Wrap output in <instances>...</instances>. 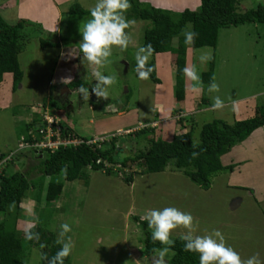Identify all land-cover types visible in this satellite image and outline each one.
Here are the masks:
<instances>
[{"label":"rangeland","instance_id":"obj_1","mask_svg":"<svg viewBox=\"0 0 264 264\" xmlns=\"http://www.w3.org/2000/svg\"><path fill=\"white\" fill-rule=\"evenodd\" d=\"M196 1L147 0L144 3L153 8L179 13L184 9H197ZM95 3L96 0H14V3L13 0H0V14L8 24L23 22V28L19 31L21 38L17 54L21 80L14 90L10 74H5L0 81V154L5 155L0 158V171L4 174L25 171L26 160L28 165L37 164V159L30 153V149L16 152L18 137L24 134L28 117L36 116L37 119L31 125L35 129L41 128L39 114L45 107L50 110L48 105L52 99L57 100L54 92L56 88L64 86L73 77L74 81L78 79L83 82L85 87L91 88L96 83L92 75L93 66L82 61V53L79 50L82 40L80 26L90 18V13H67L72 5L87 12ZM258 5H264V0H237L236 12ZM128 20L132 21L126 29L130 38L128 49L121 52L113 47L109 61L100 69L104 75L115 78V82L108 88V99H102L106 103H91L90 98L83 100L74 91L69 98V106H59L55 101L59 106L55 115L61 121L60 127H66V130L69 129L68 133L75 134L77 138L86 136L85 140L101 141L100 147L103 149L109 146L117 128L130 126V123L126 122L127 116L118 117L115 113L134 111L130 114L131 119L137 112L138 119L147 122L153 119L154 112L158 115L157 119L166 115L164 111L167 110L168 115H175L174 110L179 106L173 97V85L171 93H168V76L171 83L172 80L174 83V69L169 52L153 55L149 60L154 65L155 76L159 82L140 80L133 71L134 54L141 46L142 32L149 27V23ZM189 26L187 24L184 31L189 30ZM41 42L55 46L41 48ZM171 44L175 45V39ZM207 55H211L213 61L211 81L214 78L220 91L209 93V84H203V91L199 92L193 101L190 100V103L193 108H207L212 105L213 97L219 95L225 100V107L215 111L209 108L196 115L195 130L192 132L193 142L198 141L202 124L220 121L230 125L250 118L256 107L264 106V25L250 24L220 29L214 49H192L187 45L185 67L195 65L200 75L209 67V61L202 62L200 59ZM190 82L193 81L189 80L190 87L195 85V82ZM155 86L158 87L157 90ZM156 99L161 100L160 106L164 113L154 107ZM201 100L204 101L203 105ZM89 105L94 109L89 110ZM101 106L105 109L104 113L100 111L99 114L102 116L100 127L107 128L109 133L89 137L86 135V129L96 127L87 125V120L91 115L97 114L96 109ZM162 126L164 129L168 124L163 123ZM143 127L145 126H137L140 129ZM136 130L135 128L130 131L134 133ZM132 133L122 132L119 137L116 135L113 138L114 149H119V152L115 153L116 158L129 153L128 150L131 152L144 148V141L141 138L135 141ZM255 137L241 146V151L251 150L250 146L257 144L259 147L255 151L262 152L264 143H257L259 139ZM170 138L168 135L161 140L167 142ZM252 162L256 168V171L252 172L255 171V175L259 172L256 180L250 179L248 172L251 169L250 166L246 167L247 163H240L241 168H236L238 170L233 168L234 165H229L211 179L207 190L198 188L185 178L182 172L174 171L170 167L160 173L139 174L140 168L132 165L125 169V173L119 172L118 176L85 169L84 180L64 182L61 198L54 204L55 210L49 205L44 208L34 202L28 205L27 202L32 201L36 188L29 190L21 202L23 221L16 222L15 232H24L31 226L30 222L35 221V225L49 229L57 239L60 226L67 223L71 231L66 234L65 239L70 237L73 244L69 264H131L135 260H141L140 264H149L151 256H144L142 252L145 233L134 222L133 217L140 219L148 209L175 207L191 213L197 226L196 235L203 236L219 230L224 235L226 244L238 252L242 259L258 253L261 261H264V157ZM171 171L174 173L169 174ZM230 171H233V174L229 175V179L234 186L227 183ZM128 172L132 174L131 184L122 180ZM234 177L236 181H233ZM48 179L46 177L42 181V201ZM30 180L38 181L39 177L33 175ZM248 181L253 185H247ZM233 199L240 200V204L230 210V202ZM184 231L182 228L174 230L171 239L181 237ZM39 253L38 248L32 247L26 252L25 263L40 264ZM167 259L168 257L166 261Z\"/></svg>","mask_w":264,"mask_h":264},{"label":"trees","instance_id":"obj_2","mask_svg":"<svg viewBox=\"0 0 264 264\" xmlns=\"http://www.w3.org/2000/svg\"><path fill=\"white\" fill-rule=\"evenodd\" d=\"M130 3L131 8L126 12L127 19L149 23V27L142 32L141 46L150 43L155 49L153 55L164 52H169L171 55L174 69L173 97L176 103L183 100L184 93L182 70L185 68L187 45L184 42L183 31L187 24L191 26L190 30L197 33L195 43L189 45L192 49L202 47L214 49L220 29L250 24L264 25V5L237 13V0H199L197 9L193 11L184 9L179 13L153 8L139 0H130ZM67 13L69 15L76 13L84 15L90 12L72 5L68 8ZM22 28V21L10 25L0 15V81L3 75L10 74L12 90L15 89L22 77L17 63L21 38L19 31ZM173 39H175V45L171 44ZM47 46L52 47L55 44L40 43L41 48ZM149 66L153 68L149 80L153 83L159 82L155 76L153 63L149 62ZM212 68L213 61L211 59L207 71L200 74L203 84L210 83ZM81 85L85 87L80 80L67 84L70 88ZM49 107L53 109L51 111H59V106L53 99L50 101ZM35 119H37L36 116L25 125L22 136L26 142L31 141V136L28 133L37 134V129L31 125ZM258 128H264V106L256 107L252 117L230 125L220 121L203 124L199 129L197 142L192 141V128L186 133L173 135L167 142L153 137V130L150 128L140 129L132 133V136L135 141L141 138L145 144L144 148L131 152L128 150L129 153L121 158L115 156L119 150L114 149L113 138L105 149L96 148L94 145L80 144L59 147L52 153L43 152L39 158L35 153L30 152L37 159L36 165H28L26 160L23 172L15 171L6 175L2 170L0 171V264H26L24 260L26 252L32 247H36L40 251V264H48L47 260L41 259V254L46 253L48 257H51L61 247L55 243V236L39 224L26 230L38 232L39 242L27 240L25 238L26 231L18 234L15 232L18 205L29 190L36 188L32 195V201L45 208L58 199L64 182L84 180L86 178L84 170L88 167L90 171H101L105 175H117L121 171L125 173V169H129L132 165L140 168L139 174L160 173L170 167L182 172L198 188L207 190L211 179L225 169L220 164L219 158L232 147L244 141L251 132ZM68 131L69 129H65L63 133L66 134ZM193 152L198 153L195 159H192ZM4 156V154H0V158ZM15 159H17V155ZM98 159L100 162L96 164L95 161ZM65 168L67 169L66 174L62 171ZM31 175L39 177V180L33 182L30 180ZM46 177L49 179L44 188L42 201L40 199V193L43 190L41 186ZM122 180L131 184L132 174L130 172L124 174ZM133 220L145 233L142 252L144 256L150 257L152 249L160 248L161 245L152 241L151 232L146 222L136 217H133ZM172 240L175 241V245L171 251L175 255L168 257L167 264H199L198 254L185 252L184 242L180 237L172 238ZM40 243L46 244V247L41 249ZM64 264H69V257L64 260Z\"/></svg>","mask_w":264,"mask_h":264},{"label":"clouds","instance_id":"obj_3","mask_svg":"<svg viewBox=\"0 0 264 264\" xmlns=\"http://www.w3.org/2000/svg\"><path fill=\"white\" fill-rule=\"evenodd\" d=\"M130 8V0H96L95 5L89 10L90 18L82 22V26H80L82 40L79 43V50L82 53V61L93 66L92 75L96 82L91 88L84 87L83 85L77 88L76 92L83 100H89L90 95H94L97 100L108 99V88L115 82V78L104 75L100 69L109 61L113 47L120 49L121 52L126 51L129 47L130 38L126 33V29L129 28L132 21L127 19L125 13ZM190 27L189 30L183 33L186 45H193L197 37V33L190 30ZM154 52L155 49L150 43L137 48L134 54L135 66L133 71L140 80L150 79L153 68L149 66V60ZM200 59L202 62H206L210 61L212 57L211 55H207L202 56ZM182 71L188 80L195 82L192 90L202 92L203 81L197 73L195 65L191 67L186 66ZM72 81L74 79L70 82ZM207 91L209 93H218L220 91V87L214 82V78L210 81ZM224 107L225 100L219 95L214 96L211 110H222ZM49 109L45 107L44 110L51 116L57 117L55 115L56 110L51 111L50 107ZM32 119L33 117H31L30 121ZM124 132L125 134L132 133L130 130ZM116 135L119 137V134H113L114 137ZM73 136L75 137L76 135L73 134ZM100 142L97 141L99 146H101ZM100 148L102 149V147ZM17 151L20 152L21 150L16 149ZM30 152L34 153L33 150H30ZM35 154L41 156L43 152ZM191 155L192 159H195L198 153L193 152ZM87 169L89 170V167ZM62 171L66 174L67 169H62ZM140 219L147 223L152 241L154 243L158 242L161 245L160 248L152 249L149 264H167L166 257L175 255L171 251L175 245V241L171 239V234L179 228L185 230L180 237L184 242V251L198 254L199 264H264V261H261L259 258L258 253L247 259H242L238 252L226 244L225 237L219 230H214L203 236L196 235L197 226L194 223V217L191 213L183 212L175 207H165L162 210L148 209L140 216ZM35 223V221L30 222L31 227H34ZM60 228L61 230L55 241L56 244L61 245L59 250L51 257H48L46 253L41 254V259L47 260L48 264H64V260L71 255L73 244L70 237L67 240L65 239L66 234L71 231V228L67 223L62 224ZM25 238L29 241L36 240L39 242L40 240L39 233L31 230L26 231ZM45 247L46 244L40 243L41 249ZM140 261L135 260L131 264H140Z\"/></svg>","mask_w":264,"mask_h":264},{"label":"crops","instance_id":"obj_4","mask_svg":"<svg viewBox=\"0 0 264 264\" xmlns=\"http://www.w3.org/2000/svg\"><path fill=\"white\" fill-rule=\"evenodd\" d=\"M16 1V0H15ZM147 2V0H142L140 2ZM179 2V0H178ZM181 2V1H180ZM13 3H14V0H13ZM196 6L199 5V0L196 1ZM1 15V14H0ZM5 20V19H4ZM81 55V54H80ZM168 67V66H167ZM169 69V68H167ZM170 70V69H169ZM4 76V75H3ZM73 79V78H72ZM70 79V81L72 80ZM184 79H186V81H184V101L180 102V103H177V105H179L175 111V115H168V112L169 110L167 111H164L166 113V115L164 116H159L160 119H157L158 115H155L153 113V119L149 120V121H141L138 119L137 117V112L134 113V118L131 119V116L130 114L133 113V112H126V113H123L122 111L121 112H117L115 113V115H117L118 117H126L127 116V119H126V122L129 124L130 123V126L126 127V128H117L113 134H119V133H122L126 130H133V129H137V131L140 130V128H137V126L141 127V126H145L143 128H150L153 130V134H154V137L155 138H164L165 136H168L172 138L173 135H178V134H183V133H186L187 131H189L191 128H192V132L195 130V119H196V115L198 114H202L204 113V111L206 109H209L211 108V106H208L206 108V106H204V108H193L194 106L190 103V100L193 101L194 100V97L199 93V92H195L193 91V87L194 86H189V80L184 76ZM68 80V79H67ZM168 93H171V85H173V80H172V83L170 81V76H168ZM190 83H193V82H190ZM159 86V85H157ZM158 87L155 86V89L157 90ZM90 100L92 101L91 103H99L101 105V103H106L105 101L103 102V100H97V98L92 95L90 97ZM189 100V102L186 103V101ZM161 100H157L156 99V102L154 104V107L157 109H161ZM202 105L204 104V101L201 100L200 102ZM102 105V106H103ZM176 105V106H177ZM101 106V108H97V114H95L94 116L91 115V117L87 120V125L89 126H92V127H96V128H92V129H86L87 130V133L86 134L87 136L89 135H97V136H100V135H103V134H106V133H109V131H107V128H103V127H100V123H101V115L100 114V111H102V113H104V110L105 108H103ZM153 106V105H152ZM153 107V108H154ZM89 110H93L94 108L91 107V105L88 106ZM164 108V107H163ZM115 110V109H113ZM155 110V111H156ZM116 111V110H115ZM114 112V111H113ZM163 112V110H162ZM163 112V113H164ZM184 112L185 114L183 115L182 113ZM254 114V112H253ZM253 114L251 115V117L253 116ZM98 115V116H97ZM30 119L31 117H28V119L26 120V123L30 122ZM129 120H132L131 122ZM161 122V123H160ZM188 122V123H187ZM190 122V123H189ZM132 123V124H131ZM168 124L167 128H164L163 129V126L162 124ZM202 124V123H201ZM203 125V124H202ZM201 125V126H202ZM200 126V127H201ZM141 128V129H143ZM255 139H259V141H257V143H264V128H258L256 130H254L253 132L250 133V135L244 140L242 141L239 145L237 146H234L233 148L230 149L229 152L225 153L224 155H222L220 158H219V161H220V164L226 168V166L228 167L229 165L230 166H233V168H238L240 167V163H247L246 167L250 166V169L251 171L248 172L249 175L251 176L250 179L252 180H256L258 173L255 175V163H253L252 161L260 158V157H264V148L262 146V152L259 151V150H256L258 147H257V144L256 145H252L250 146L251 150H247L246 149H242L241 151V146L245 145L246 143H249L251 141H249L252 137ZM81 137V136H80ZM90 137V136H89ZM82 138H86V136H82ZM170 138V140H171ZM169 140V141H170ZM240 146V147H238ZM239 148V149H238ZM260 154V156H259ZM238 155H240L241 157H238ZM226 157V159H225ZM229 159V160H228ZM247 159V160H246ZM242 160V161H240ZM243 160H245V162H243ZM251 161V163H249ZM225 161V162H224ZM225 165V166H224ZM235 165H237L235 167ZM246 167L244 168V170H246ZM241 168V167H240ZM255 168V169H254ZM166 169V168H165ZM167 170V169H166ZM238 170V169H236ZM252 170H255L252 172ZM175 171V170H174ZM259 171V169H258ZM179 172V171H177ZM174 172L171 171L169 172V174H173ZM233 174V171L231 172H228V180H227V183H229L230 186H234L235 184H232L229 179V175L231 176ZM239 175V174H238ZM233 177V176H232ZM186 178V177H185ZM236 177L233 178V181H236L235 180ZM68 183V182H67ZM235 183V182H234ZM249 184L247 185H253L252 182L248 181ZM229 186V187H230ZM254 187V186H252ZM61 198V195L58 197V199L54 202V203H51L50 204V207H52L53 210H55L56 208V205L54 206V204ZM24 199V198H23ZM22 200L20 201L19 205H18V216H17V221H23L21 220V206H22ZM33 204V201H28L27 204L30 205ZM35 204V203H34ZM240 204V200L238 199H233L231 202H230V210H234L238 205ZM38 210V209H37ZM57 210V209H56ZM127 215H129V213L127 212ZM16 225V224H15ZM16 227V226H15ZM31 227V226H30ZM29 227V228H30ZM28 229V228H27ZM26 229V230H27ZM47 229V228H46ZM25 230V231H26ZM49 230V229H47Z\"/></svg>","mask_w":264,"mask_h":264},{"label":"built area","instance_id":"obj_5","mask_svg":"<svg viewBox=\"0 0 264 264\" xmlns=\"http://www.w3.org/2000/svg\"><path fill=\"white\" fill-rule=\"evenodd\" d=\"M40 122L42 126L36 130L37 134L28 133L31 136L30 142H26L24 137L19 138L17 150L30 149L34 153H51L59 147L77 146L80 144L86 146L95 145L96 148H100L96 140L77 138L70 133L64 134V129L60 127V121L55 116H51L46 110L40 113ZM99 162V159L95 161L96 164ZM103 163L106 165L104 161Z\"/></svg>","mask_w":264,"mask_h":264},{"label":"flooded vegetation","instance_id":"obj_6","mask_svg":"<svg viewBox=\"0 0 264 264\" xmlns=\"http://www.w3.org/2000/svg\"><path fill=\"white\" fill-rule=\"evenodd\" d=\"M73 79H74V77H73ZM69 82L70 81H68V83ZM68 83H66L62 87L59 86L58 88H56L54 90V92L56 93V96H57V100L55 99L54 101H56L62 107L69 106V104H70L69 98L71 97L72 92L75 91L74 93L77 94L76 90H77V88H79V87L70 88L67 86ZM65 87L69 88V90H67Z\"/></svg>","mask_w":264,"mask_h":264}]
</instances>
